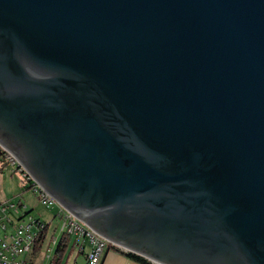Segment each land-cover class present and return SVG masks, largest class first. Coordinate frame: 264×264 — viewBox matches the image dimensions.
Returning <instances> with one entry per match:
<instances>
[{
  "label": "water",
  "instance_id": "water-1",
  "mask_svg": "<svg viewBox=\"0 0 264 264\" xmlns=\"http://www.w3.org/2000/svg\"><path fill=\"white\" fill-rule=\"evenodd\" d=\"M0 146L154 264H264V0H0Z\"/></svg>",
  "mask_w": 264,
  "mask_h": 264
},
{
  "label": "built area",
  "instance_id": "built-area-1",
  "mask_svg": "<svg viewBox=\"0 0 264 264\" xmlns=\"http://www.w3.org/2000/svg\"><path fill=\"white\" fill-rule=\"evenodd\" d=\"M0 158L10 173L18 176L23 184V189L34 193L37 204L48 212L55 211L53 219H61L58 239L52 241L54 247L61 236L68 239L73 238V246L84 255L82 264H100L103 253L107 249H119L107 240H100L99 235L63 209L30 178L27 171L1 146ZM47 228L46 222L27 211L25 203L1 201L0 264H31L34 244ZM48 252L52 251L48 250ZM71 264L79 263L72 261Z\"/></svg>",
  "mask_w": 264,
  "mask_h": 264
},
{
  "label": "crops",
  "instance_id": "crops-1",
  "mask_svg": "<svg viewBox=\"0 0 264 264\" xmlns=\"http://www.w3.org/2000/svg\"><path fill=\"white\" fill-rule=\"evenodd\" d=\"M6 173L9 174L7 176L10 180L4 183L6 184L5 186H3V183L2 184L0 183V202L1 201H20L22 203H25L28 212H30L35 217L41 219L42 221L48 224V228H47V236H48V232L51 227V224H54L53 215L49 214L51 216L50 218H47V216L45 215L39 216L38 212L40 211L39 208L41 207L37 204V202H35L33 195L31 193H28L26 189H23V187L21 186L19 187V185H21L20 180L15 179L17 177H15V175L10 173V171L5 167L4 163L2 162L0 158V178H2L3 175ZM13 182L16 185L14 186V188L11 189V184ZM17 187H19V190ZM41 209L45 211L43 208ZM71 253L73 256L71 262L75 261L79 264L83 263L84 255L80 253L76 247L71 248ZM100 264H139V263H136L128 259L127 257L123 256L121 253L116 252L114 248H111V249H107L103 253Z\"/></svg>",
  "mask_w": 264,
  "mask_h": 264
},
{
  "label": "rangeland",
  "instance_id": "rangeland-1",
  "mask_svg": "<svg viewBox=\"0 0 264 264\" xmlns=\"http://www.w3.org/2000/svg\"><path fill=\"white\" fill-rule=\"evenodd\" d=\"M7 175H9V174L6 173L3 175L2 178H0V183L1 184L3 183V186L6 185L4 183H6L10 180ZM15 177H17L15 179L20 180L18 178V176L15 175ZM15 185L16 184L13 182L11 184V189L14 188ZM20 186L23 187V184L21 183V185H19V187ZM19 187H17L18 190H19ZM27 191H28V193H31L33 195L35 202H37L34 193L30 190H27ZM39 210H40L38 212L39 216L45 215V216H47V218L51 217L49 214L54 215L53 213L55 212V211L48 212L46 210H45L46 211L45 212L41 208H39ZM53 220H54V224H51V227H50L49 232H48V236H47V238L43 244L41 252L38 254V256L36 257L33 264H49L52 257H54L55 247L52 245V241L58 239V236H59L58 231H59V227L61 225V219L54 218ZM73 244H74L73 238H70L69 244H68V249L66 250L64 256L59 260V264H70L71 263V260L73 258L72 253H71V248L74 247ZM48 250H51L52 252L50 253V252H48ZM118 250L125 252L124 250H122L120 248Z\"/></svg>",
  "mask_w": 264,
  "mask_h": 264
},
{
  "label": "trees",
  "instance_id": "trees-1",
  "mask_svg": "<svg viewBox=\"0 0 264 264\" xmlns=\"http://www.w3.org/2000/svg\"><path fill=\"white\" fill-rule=\"evenodd\" d=\"M47 238V229L45 230V232L37 239V241L34 244L33 247V252L31 254V264L34 263L36 257L38 256V254L41 252V249L43 247V244L45 242ZM68 244H69V239L65 238L63 236H61L55 246V251H54V257H52V259L50 260L49 264H59V260L64 256L66 250L68 249ZM114 250H116V252L121 253L123 256L127 257L128 259L139 263V264H152L151 262H149L148 260L131 254V253H124L116 248H114Z\"/></svg>",
  "mask_w": 264,
  "mask_h": 264
},
{
  "label": "bare ground",
  "instance_id": "bare-ground-1",
  "mask_svg": "<svg viewBox=\"0 0 264 264\" xmlns=\"http://www.w3.org/2000/svg\"><path fill=\"white\" fill-rule=\"evenodd\" d=\"M30 178H32V177L30 176ZM99 239H100V240H105V239H103V238H102V237H100V236H99Z\"/></svg>",
  "mask_w": 264,
  "mask_h": 264
}]
</instances>
